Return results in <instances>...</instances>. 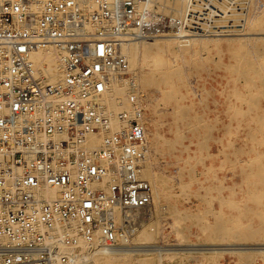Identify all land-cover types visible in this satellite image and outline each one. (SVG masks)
Returning a JSON list of instances; mask_svg holds the SVG:
<instances>
[{"label":"built area","instance_id":"2783aa9c","mask_svg":"<svg viewBox=\"0 0 264 264\" xmlns=\"http://www.w3.org/2000/svg\"><path fill=\"white\" fill-rule=\"evenodd\" d=\"M246 1L187 0L179 16L165 0H0V264H88L129 248L132 214L154 192L143 93L122 43L224 32ZM47 47L59 82L32 57ZM115 83L127 87L118 111L106 101Z\"/></svg>","mask_w":264,"mask_h":264},{"label":"rangeland","instance_id":"374dc122","mask_svg":"<svg viewBox=\"0 0 264 264\" xmlns=\"http://www.w3.org/2000/svg\"><path fill=\"white\" fill-rule=\"evenodd\" d=\"M255 1L257 4H253ZM255 1L250 5L249 14L244 21L247 25L237 31L225 32L218 45L211 44L212 46L199 51L200 53L188 50L177 52L171 49L164 51L174 65L187 71L181 77L180 75L172 76L176 78L175 83L179 87L177 103L179 107L182 106L181 109L184 108L182 111L185 113L186 122L183 125L178 123L176 115L172 113L175 105L168 107L161 104L162 109L160 107L161 110L157 113L155 110L146 108L144 104L145 125L150 138L156 137L170 140L171 143L175 142L171 144L169 151L160 150L157 142L149 138L151 145L149 159L154 169L161 171L166 177L177 174L180 171L179 166L181 171L178 173L180 177L177 176V180L176 178L167 180L165 185L167 193L164 198L159 197L152 201L148 210L135 212L133 226L137 228V231L131 235L133 248L128 253L136 261L146 257L145 248H153L152 254L155 252L153 256L157 264H208V256L198 253L199 249L217 247L218 244L221 245L218 247L224 244H233V247L264 246V236L254 239L248 237L243 239L239 236L240 233L251 230L250 228L244 230L245 224L257 226L262 223L258 213L261 210L264 211V206L251 198L255 193H261L260 189L264 190L262 176L257 175L259 171L257 162L260 160L259 162L264 163V157H256L259 156L258 153L264 154V125L256 126L249 119V115L239 117L240 120L235 119L232 117L231 110L228 109L235 102L238 106L243 105L245 108L249 106L248 100H245L243 104L236 99L235 89L238 87L240 95L245 97H248L250 92L255 93L254 96L258 97L256 100L261 109L259 111L260 113L264 111V95L260 93L263 88L264 74L258 69L256 72L251 67L252 63L258 64L261 59L256 57L255 52L253 53L254 48L253 51H247V49L237 51L240 45L237 39H233L238 38V35L233 34H240L248 29L253 31L260 29L258 26L253 28L251 20L264 22V0ZM171 10L173 12V9ZM257 24L260 25V23ZM164 38L166 37L162 39ZM261 45L259 43V49L262 48ZM136 67L138 69L135 68V71L140 75L144 69L141 66ZM253 77L257 80L259 88L253 86ZM162 82L159 83V87H165V82ZM167 88L171 89V86L168 85ZM142 93L143 98H147L145 92ZM237 125L240 126L237 127ZM250 126L253 128H249ZM184 145L188 146V149ZM224 152H228V155ZM232 152L234 155L230 156L229 153ZM178 181H182L185 189L182 190L183 187ZM193 214L195 216H192ZM221 221H225L228 228L230 227L229 230L231 229L227 230L229 239L226 241L211 238L216 233V225ZM145 229L153 236L140 240L139 233ZM228 246L230 247V245H224V247ZM158 255L160 257H157ZM237 261L240 263L238 256L226 255L224 258H219L216 264H237ZM257 264H264V262L258 259Z\"/></svg>","mask_w":264,"mask_h":264},{"label":"bare ground","instance_id":"6f19581e","mask_svg":"<svg viewBox=\"0 0 264 264\" xmlns=\"http://www.w3.org/2000/svg\"><path fill=\"white\" fill-rule=\"evenodd\" d=\"M254 1L255 0H247L245 2L246 6H244V8H246L247 13H241L239 11L233 10V12L231 13V16L229 18V28L227 30H225L224 32H223V30H221V32H218V33H215V34H211L209 36H203V37L202 36H194V37L193 36H184V37H179V36H175V37L170 36V37H168L167 36L164 39H162L163 37H160V38L152 39L150 41L149 40H144V39H141V40L128 39L127 41H124L122 43L121 50L126 55L128 61H129L130 70L133 72V74L135 76V79H136V82H137V85H138L140 91L141 92H145V95L147 97V98H143L145 107L148 108V109H151V110H155L158 113L162 109L161 104H163L165 106H168V107L172 106V105H175V107H173L172 113L174 115H176V119H177V121H178V123L180 125L185 124V122H186L185 116H184L185 113H184V111H182V109H184V108L181 109L182 106L179 107V105L177 103V88H179V87L175 83L176 78L174 79L172 76L173 75H180V77H181V75L184 72H187V71H186V69L184 67L183 68L185 70H181L176 65H174L170 61V59L168 57L169 55L166 56L164 54V51L166 49H171V50H173V51L175 50L177 52L178 51L184 52V51L188 50L189 52L192 51L193 53L194 52L200 53L199 51L207 49L211 44L218 45V43L220 41H222L221 36L225 35V32H231L233 30L237 31V30H240L241 28H243V26L247 25V23L244 22V21H245V19L247 18L248 14H249L250 5ZM165 4L167 5V7L165 9L167 12L168 11H172L171 9H173L174 14L181 16L183 11L186 8L187 0H165ZM253 4H257V2L255 1ZM260 6H262V5H260ZM230 10H232V7L230 8ZM258 13H259V11H258ZM248 19H249V17H248ZM256 21H257L256 19L255 20H251V23L253 22L251 25H253V28H256V26H258V27H260V29H258L257 31H253V29L252 30L248 29V30H245V32H243V33L233 34V35H238V38H233V39L234 40L237 39V41L239 42L240 46H239L237 51L246 50V49H247V51L248 50L251 51L254 48L253 49L254 51L252 50L253 53L255 52L256 57H259V59H261V61L258 64H256V63L253 64L252 63L251 67L256 72L259 71L260 73L264 74V22H259V21L256 22ZM257 23H260V25H258ZM229 40H231V39H229ZM259 43L262 44L261 45L262 48H260V49H259ZM171 50H169V51H171ZM169 51H166V52H169ZM190 55H192V54H190ZM32 57L35 59V61L37 62V64L39 66H43L46 69V71L50 75V78H51L52 82H59L62 79L61 61H60V57L58 55V52H57V50L54 47H47V48L40 49V50L36 51L33 54ZM179 57L182 58V56H180V55H179ZM174 58L172 60H174ZM239 60H241V59H239ZM136 66H141L142 69H144L140 75H138V73L135 71L136 70L135 68H137ZM256 69H258V71ZM177 79H179V78H177ZM252 79H253V86L256 87V88H259L260 86H259L257 80L255 79V77H253ZM162 81L165 82L164 83L165 87H159V83L162 82ZM168 85L171 86V89L167 88ZM262 86H263V88H261L260 93L264 95V82H263ZM238 91L239 90H238V87H237L235 89V92L237 93L236 99L239 102H242V103L243 102L245 103V100H248L249 106H248V108H245L243 105L238 106L237 103L235 102L236 104L234 103V105L232 104L228 108L232 112V117L235 118V119L240 120L239 117L245 116V115H249L250 116L249 119H251V121L254 122L256 124V126L260 127L262 124L264 125V114H263L264 111H263V113H260L261 109H259L260 108L259 107V103L257 102L258 97L254 96L255 93L250 92L248 97H245L242 94L240 95V93ZM256 98H257V100H256ZM106 101H107V104L109 105V108L111 110L118 111V110H121L123 108H126L127 107V87H126V85H123V84H120V83H115L113 85V90H112V92L110 94H108V96L106 98ZM259 102H261V100H259ZM160 107H161V109H160ZM164 108H166V107H164ZM167 109H166V111H167ZM204 110H205V108H204ZM209 111H210V108H209ZM189 113H190V111H189ZM189 113H186V114L188 115ZM191 114H192V112H191ZM200 117H201V115H200ZM198 119H200V118H198ZM143 122H144V125H145V118H144ZM152 124H155V123L152 122ZM239 126L240 125H237V127H239ZM186 128H188V127H186ZM249 128H253V127L250 126ZM147 133H148V129H147ZM156 134L157 133H155V135ZM160 137H162V135ZM252 137L255 138V136H252ZM148 138H150L149 134H148ZM218 138L220 139V137H218ZM150 140L157 142L158 146L160 147V150L161 149L162 150H168V149L170 150L171 144L175 143V142L171 143L170 140H166V139H162V138L159 139V138H156V137L155 138L152 137V138H150ZM102 141H103L102 138H99V137H96L95 135H92L90 137L89 145L92 146V147L99 146V145H101ZM184 147H186V146L184 145ZM207 148L209 149L208 146H207ZM180 151H182V150H180ZM233 152L235 153V151H233ZM233 152L229 153L230 156L234 155ZM221 153L223 154L222 151H221ZM226 154L228 155V152L225 153V155ZM258 154H259V156H256V157H259V158L264 157V154H262V153H258ZM235 155H236V153H235ZM179 158H181V157H179ZM253 159H255V158H253ZM259 161L257 162L258 163L257 166L259 167L258 170L260 172L257 171V175L262 176L261 181L264 182V163L263 162H259ZM185 162H186V160H185ZM251 162H253V161H251ZM209 167L212 168L211 165H209ZM179 170L181 171L180 166H179ZM179 172H177V174H171L170 177H166L161 171L159 172V171L155 170L154 167L151 165L150 159H148V162H147L146 167H145L144 172H143V176L145 178H147L148 180H150V182L153 184L152 186H154V188H153V192H154L153 193V202H154V200H157L159 197H163L164 198L166 196L167 188H166L165 185L167 184V180L168 179H173L174 180V178H176V180H177L178 179L177 176H179L178 175ZM178 183H179V185L181 184V186L183 187L182 190L185 189V185L182 183V181L181 182L178 181ZM256 188L257 187H255V189ZM262 190L263 189L259 190V192H261V193H258V192L255 193L256 192L255 191L254 192L255 194L253 195V197L251 199L255 200L256 203L261 204L262 206H264V201H263V199H264V190L263 191ZM48 192L51 195L55 194V191H53V190L52 191H48ZM253 210H255V209L253 208ZM190 214H192V213H190ZM258 214L261 216L262 223H260V225H257V226H253L251 224H245L244 223L245 224L243 226L244 230L245 229L247 230V228H250L251 230L250 231H245V232H242V233H240V231H239V233H240L239 236L241 238L245 239L246 237H248L249 239H254V238H261V237L264 236V211L261 210ZM132 216L134 217L135 213H133ZM192 216H195V214H193ZM216 220H217V218H216ZM229 228L226 225L225 221L219 222L216 225V233L213 234L211 236V238L212 239L213 238L223 239V241L228 240L229 239V234L227 233V230H229ZM135 231H137V228L132 226L131 235ZM151 236H153V234L151 232L147 231V229L142 230L139 233V239L140 240L149 239ZM131 240L132 239H130L129 248L116 250V251H113V252H111L109 254H103V253H99V252L93 253L88 258V264H157V261L155 260V257L153 256V254L155 252L152 254L153 248L152 249L145 248L144 251H146L145 252L146 253L145 254L146 257H144V258H142V259H140L138 261L134 260V258L131 256V254L128 253V251L133 248L132 247L133 243L131 242ZM219 245L220 244H218V246ZM224 245H230V247L229 246L228 247H224ZM224 245L222 247H218L217 246V247H208V248H201V249L198 248L199 249L198 253H203V254H206L208 256V260H209L208 264H216L218 262L219 258H224L226 255H236V256H238L239 260H240V263H238V261H237V264H257V260L258 259H261L264 262V246L243 247L244 246L243 245L241 247H236V246L233 247L232 246L233 244H224ZM246 245H248V244H246ZM148 246H146V247H148ZM170 250H172V249H170ZM124 251H126V252L123 253ZM154 251H155V249H154ZM158 252H160V251H158ZM157 257H160V256L158 255Z\"/></svg>","mask_w":264,"mask_h":264}]
</instances>
